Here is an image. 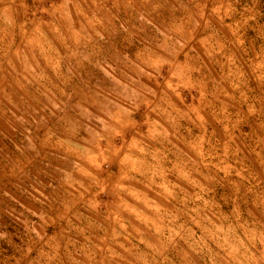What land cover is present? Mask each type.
<instances>
[{
  "label": "rangeland",
  "instance_id": "obj_1",
  "mask_svg": "<svg viewBox=\"0 0 264 264\" xmlns=\"http://www.w3.org/2000/svg\"><path fill=\"white\" fill-rule=\"evenodd\" d=\"M0 264H264V0H0Z\"/></svg>",
  "mask_w": 264,
  "mask_h": 264
}]
</instances>
